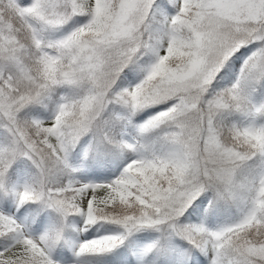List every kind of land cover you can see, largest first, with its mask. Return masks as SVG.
I'll use <instances>...</instances> for the list:
<instances>
[{"label":"snow or ice","instance_id":"6c2138e0","mask_svg":"<svg viewBox=\"0 0 264 264\" xmlns=\"http://www.w3.org/2000/svg\"><path fill=\"white\" fill-rule=\"evenodd\" d=\"M0 264H264V0H0Z\"/></svg>","mask_w":264,"mask_h":264}]
</instances>
